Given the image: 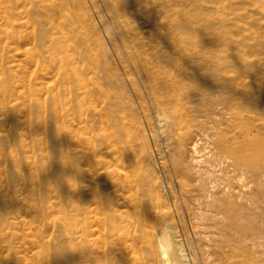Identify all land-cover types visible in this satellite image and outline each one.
<instances>
[{
  "label": "rangeland",
  "instance_id": "374dc122",
  "mask_svg": "<svg viewBox=\"0 0 264 264\" xmlns=\"http://www.w3.org/2000/svg\"><path fill=\"white\" fill-rule=\"evenodd\" d=\"M83 1L76 9L78 18L82 21V32L75 38L74 54H70L74 59L73 69L83 75L79 79V76L71 73L70 77L76 91L78 87L82 91L86 88L90 100L81 106L74 101V113H89L93 107L101 110L104 76L125 78V72L130 73L132 83L126 80L128 83L124 86L128 106L126 111L135 114L133 128L136 132L135 144L139 148L136 159L151 181L150 194L139 189L128 208H124L123 214L129 216V233L121 230L123 249L116 251L111 261L110 255L105 257L107 264H162L160 255L149 240L159 224L176 231V238L181 242L187 264H226L218 254L219 248L230 253V264H264V186L263 195L259 199L255 197L238 200L242 202V209L248 212L246 216H240L239 230L231 225L228 216L214 214V207L205 200L186 201L176 177L170 149L153 127L156 111L149 93L152 80L131 70L133 68L127 58L125 39L106 1ZM127 1L134 7L142 4L150 6L153 2ZM154 2V7L159 10L154 18L143 19L130 14L131 8L126 9L128 21L135 27L142 26L151 34L146 39L147 54L153 57L164 54L162 58L167 57L165 54H212L213 61L203 58L194 67L170 57L167 74L172 79H180L177 86H169L175 102L182 107L191 104L195 107H208L207 95L203 93L199 100L195 98L192 102L189 94L195 90L194 87L201 89L202 93L208 83L217 81L220 82L218 90L223 99L219 104L220 108L229 111L234 106L253 120L264 117V0ZM29 12L27 18L30 23L20 27L22 38L26 32L32 33L41 28L40 16L32 10ZM102 21L109 24L110 33L103 28ZM4 36L0 30V37ZM12 39L8 38L9 41ZM10 45L15 47L12 42ZM28 47L31 49L27 52ZM86 47L89 54H86ZM39 50L38 41L33 45L23 46V54L13 49L4 55L0 52V72L2 67L4 70L3 74L0 73L1 78L8 76L10 67L15 70L19 63L23 64V74L19 77L23 76L24 95L23 144L14 124H8L4 119L5 115L0 114V148L7 154L6 164L13 179L11 182L15 184L17 179L21 180L23 197L33 200L38 198L41 201L38 211L44 214L40 223L32 222L35 212L24 211L20 216L23 219L22 229H18L17 233H10L12 246H3L0 251L12 263L19 261L29 264L37 256L45 255V264L46 260L47 264H67L73 259V249L69 241V230L63 228L61 223L65 216L61 214L60 201L63 202L64 209L68 210L70 206L67 204V181L64 176H60L58 167L60 147L57 126L59 123L68 125V119L57 121L53 115L56 107L53 96L62 94L65 82L57 70L58 55L36 54ZM211 64L215 66L214 72ZM30 94L34 96L32 102ZM244 95L249 102L240 103L238 100ZM235 123L237 121L220 115L205 124L208 130L201 144L203 158L207 159L211 152L210 144L205 141L211 142L225 135L229 136V130ZM190 155L191 152H188L187 159ZM28 157L35 161L38 174H34L35 170H28ZM206 163L203 161L201 167L204 168ZM18 170L23 173V177L18 176ZM45 171L53 185L52 191L46 184H40V188L31 185L36 180L41 183ZM236 182L238 184L237 180ZM247 189L246 187L245 190ZM249 224L257 225L259 233L251 234L249 231L242 234V226Z\"/></svg>",
  "mask_w": 264,
  "mask_h": 264
},
{
  "label": "bare ground",
  "instance_id": "6f19581e",
  "mask_svg": "<svg viewBox=\"0 0 264 264\" xmlns=\"http://www.w3.org/2000/svg\"><path fill=\"white\" fill-rule=\"evenodd\" d=\"M105 1L125 39L127 58L133 68L131 70L152 80L149 93L156 111L153 127L170 149L183 196L186 201L205 200L214 207V214L228 216L231 225L238 229L241 225L240 216L248 214L242 209V202L238 200L263 195L264 117L260 116L253 120L234 106H231L229 111L220 108L222 98L218 90L220 82L217 81L208 83V87L205 91L202 90V93L201 89L194 87L195 90L189 94L192 102L195 98L199 100L203 93L207 95L208 107H195L193 104L180 106L169 91V86H177L180 79H172L167 74L168 60L170 57L177 58L183 61V64L189 63L194 67L203 58L213 61L212 54H168L169 56L165 54L167 57L163 58L164 54H156L155 58L146 52L148 44L146 39L151 34L142 26L135 27L126 17L128 14L126 9L129 8L130 14L134 16L143 19L156 17L159 10L154 7V0L150 6L142 4L140 7H134L127 0ZM83 3V0H0V30L5 34L4 37H0V52L4 55L13 49L23 54V46L33 45L39 41L40 50L36 54L58 55L57 70L63 76L65 84L62 94L53 96L56 103L53 115L57 121L68 119V125L59 123L57 126L60 147L58 167L60 176H64L67 181V204L70 206L68 210L64 209L59 197L60 211L62 216H65L61 223L64 225L63 228L69 230V241L73 249L71 252L73 259L67 264H107L105 257L110 255L111 261L116 251L123 249L121 230L128 232L130 227L129 216L123 214L124 208H128L139 189L149 195L151 181L148 173L136 159L139 148L135 144L136 132L133 128L135 114L126 111L128 106L124 86L128 82L132 83L130 73L125 72V78L104 76L101 110L93 107L89 113L80 112L78 115L74 113V101L81 106L90 100L86 88L82 91L81 87H78L76 91L70 77L71 73L79 76V79L83 75L82 72L73 69L74 59L70 55L74 54L75 38L82 32V21L78 18L76 9ZM29 10L40 16L41 28L38 31L34 29L32 33L26 32L22 38L20 27L30 23L27 18ZM102 26L110 33L107 22L102 21ZM10 37L13 38L11 41L8 40ZM83 40L85 41V37ZM11 42L15 47L10 45ZM30 49L28 47L27 52ZM88 51L86 47V54H89ZM211 65L214 72L215 66ZM18 66L15 70L10 67L8 76L0 77V114L5 115L4 119L8 124H14L23 144V76L19 77L23 74V64L19 63ZM97 68L100 66L97 65ZM0 73H4L3 67ZM33 98L34 96L30 94L31 102ZM238 101L249 102L246 95L240 97ZM220 115H226L229 120L237 123L231 126L229 136L225 135L211 142L205 141L211 147V152L205 159L201 148L208 130L205 124ZM239 137L242 139L239 140ZM188 152H191L189 159ZM6 155L0 148L1 250L3 246H12L10 233H17L18 229H22L23 219L20 216L24 211L35 212L32 222H39L44 216L43 212L38 211L41 202L38 198L33 200L30 197L26 199L23 197L21 180L17 179L15 184L11 182L13 179L6 164ZM14 159L20 163L17 157ZM203 161L207 162L204 168L201 167ZM27 167L30 172L35 170L34 174H38L35 161L29 157ZM17 174L23 177L20 170ZM44 174L41 183L36 180L31 185L40 188V184H46L52 191L53 185L49 175L46 171ZM250 186L252 188H249ZM246 187L248 191L245 190ZM242 231V234L249 231L251 234L256 232L258 234L259 228L255 224H249L242 226ZM176 235V231L159 224L149 238L151 246L160 255L162 264H187L181 242ZM1 252L0 264L23 263L9 262L7 256ZM218 254L223 257L226 264H230L228 261L230 253L227 250L219 248ZM29 264H45V255L37 256V259Z\"/></svg>",
  "mask_w": 264,
  "mask_h": 264
}]
</instances>
